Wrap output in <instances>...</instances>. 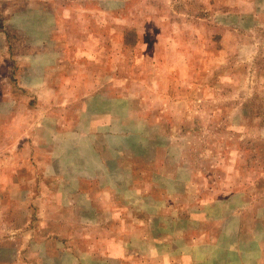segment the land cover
<instances>
[{
	"label": "rangeland",
	"instance_id": "obj_1",
	"mask_svg": "<svg viewBox=\"0 0 264 264\" xmlns=\"http://www.w3.org/2000/svg\"><path fill=\"white\" fill-rule=\"evenodd\" d=\"M97 34L105 55L79 56L87 40L98 49ZM70 65L74 80L88 66L105 68L104 90L87 92L127 111L114 123L122 138L103 139L123 149L96 153L90 144L101 131L92 129L80 143L72 137L75 146L60 134L52 158L35 156L39 132L45 141L55 125H71L42 121L59 107L40 90ZM58 84V97L83 94ZM46 160L62 181L73 164L84 173L80 189L99 183L105 201L109 186L123 202H141L120 217H84L102 233L52 234L56 250H37L41 264H264V0H0V168L11 164L12 179L22 162ZM102 163L116 174L122 165L114 187L108 170L92 174ZM8 205L15 216L2 218L0 200L10 257L32 241L43 248L49 219ZM35 223L40 235L22 231Z\"/></svg>",
	"mask_w": 264,
	"mask_h": 264
},
{
	"label": "crops",
	"instance_id": "obj_2",
	"mask_svg": "<svg viewBox=\"0 0 264 264\" xmlns=\"http://www.w3.org/2000/svg\"><path fill=\"white\" fill-rule=\"evenodd\" d=\"M68 36V35H67ZM103 35L97 34L94 39V46L95 48L98 46L96 45L95 41L97 39H101ZM73 40V39H72ZM90 40H87V45H85V49L83 48L81 51L79 50V56L82 58L85 57L86 59L94 57L98 60L100 59L99 56L105 55V50L101 47H97L98 49H90ZM93 53L97 54L92 55ZM86 59L84 61H86ZM97 60V61H98ZM87 62V61H86ZM88 63V62H87ZM67 66V65H66ZM70 67H66V69H59L58 74L63 75L66 74V76L59 77L58 82L62 83V88H65L67 91H83V94L77 96L76 98H73L71 96H67L65 99L58 97L56 92L58 87L57 83H42L40 85V90H45L55 93L56 99H49L50 105H57L59 107L58 112L51 111L52 113L48 116H44L42 121H48V122H69L71 125H68L65 130L59 129L56 125L53 127V129L50 132V135L48 137V140L42 141L43 138L40 136V132L38 135H36L33 139V142L35 144L33 151L35 156L38 158L39 153H43L47 155V158H52L51 153L53 152V149H57V144L60 134H70L68 137H65V139L69 140L70 146H75V143L73 141H70L72 137L75 135L79 139L84 138V135H89L92 131V129H96L98 131H101L99 133H94L93 137L100 139L99 141H96L94 144H90L91 149H94L96 153L99 152L98 149H123L121 146L113 145L110 146V144H104L103 139L109 138H122V133L120 130L116 131L114 128V123L122 122L123 121V115L127 114V111H122V108L116 109L112 108L111 101H106L105 104L102 103L100 98H97L94 96V94L97 93H91L87 91H101L105 88V83L103 80L99 79V75L104 73L105 68L104 67H87L86 69H82L81 71V79H76L71 77V75L75 74V72L70 71ZM101 68V70H100ZM121 72V71H120ZM91 73V78H93V75H96V78L90 79L89 74ZM51 75V73H49ZM47 77L44 76L43 79ZM118 78L116 76L115 72L113 74V79ZM121 79V78H120ZM121 83H119V86ZM115 86V83L114 85ZM121 88V87H118ZM100 94V93H98ZM97 94V95H98ZM78 95V94H76ZM117 104L121 105L123 102L122 98H118ZM62 107V108H60ZM127 119L129 118V115H127ZM79 122H87L88 124L82 128V131L76 130L74 123ZM112 125V126H111ZM111 131V132H110ZM138 134L139 137L145 138V134L142 133ZM60 135V137H62ZM86 137V136H85ZM83 142V141H82ZM100 144H99V143ZM80 143V142H79ZM88 143V141H87ZM78 144V143H77ZM97 144V145H95ZM79 145V144H78ZM72 148V147H71ZM49 149V150H44ZM67 149V147H66ZM48 154H50V157H48ZM54 160V159H53ZM23 164V170L16 169L17 176L15 177L12 175V179H10V176H6V172H11V164H8V162L4 163V166L0 168V182H2V188L0 189V200L2 203V218L6 217V214H9V216H15V212L13 209L9 211V203L16 202L18 204V207H20V210L22 212H26L27 217L31 218H48L49 221H46L44 226L46 227L44 231L47 232L46 235H51L49 238V242L44 245L42 248V245L39 244V241H32L33 243L30 244V246L25 245V247L22 249L21 247H16L15 254H13L10 257L9 254V248L8 244H4L0 242V264H41V256L39 257V253L37 250L43 249L44 251H47L46 253L50 256V252L48 250H52L53 247L56 245V239L52 236V234H58V233H65V234H75V233H87V232H94V233H102L103 230H92L94 227H100V223H96L93 221H85L84 217L90 218H101V217H114L117 215L120 217L122 215V210L125 209V212H129L132 207H137V204L141 202V200L137 201L135 195L131 196L129 200H126L123 202L120 200V197L115 196V188H107L109 186H105L101 191L102 192H109L113 193V196L108 201H105L107 199H104L101 197V194L96 195V193L99 191L97 190L98 184L96 185L95 189H87L82 188L79 186V183L75 178H79L80 176L83 178V174L81 173L79 169H74V165L72 164L70 170H74V172H71L69 175L66 176L65 181H62L58 175V173L54 172L56 170L55 168H52V166H57L56 162L52 161H34L31 163H25ZM15 165V164H14ZM19 166V164L17 165ZM97 166V165H96ZM121 168L122 165H120L119 170L117 171V174L115 170H110V167L105 166L103 163L101 164V167H96V171L92 174L102 173V170H108L109 176L113 177V182L109 185H114V179L115 177H121ZM11 170V171H10ZM24 171V172H23ZM31 172V173H30ZM132 177L134 174V171H131ZM4 175V177H3ZM92 180V179H90ZM94 181L98 182V178L94 177ZM133 180L130 181L129 188L133 186L134 190H136L135 184H133ZM60 184V186H59ZM90 186V185H89ZM63 187L66 189V193L59 194L63 191ZM69 187V188H68ZM114 187V186H113ZM96 190V191H93ZM15 197L18 198L15 201ZM149 195L146 196L148 199ZM150 200L153 203L154 197H150ZM8 203V204H7ZM31 204L33 206H31ZM154 206V205H153ZM156 210H158L161 207L155 206ZM154 209V208H153ZM108 211V212H107ZM88 212V213H87ZM23 216H25V213H23ZM57 218L65 219V225L59 224ZM115 218V217H114ZM80 219H82L80 221ZM74 220L76 221V224L74 223ZM79 221V222H78ZM98 224V225H96ZM59 226H61L59 228ZM88 228H90L88 230ZM23 232H26L25 234H33V235H40L43 232V229L40 225H36V223L28 228H23ZM0 232H4L3 228L0 227ZM57 243V242H56ZM48 244H50V247H48ZM53 246V247H52ZM28 247V248H27ZM34 250V251H31ZM54 250L56 248L54 247ZM56 254H54L55 256ZM52 256V254H51ZM53 258L55 259L56 257ZM57 263V262H56ZM54 263V264H56Z\"/></svg>",
	"mask_w": 264,
	"mask_h": 264
}]
</instances>
